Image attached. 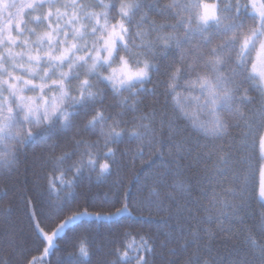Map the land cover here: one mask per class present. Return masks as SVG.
Wrapping results in <instances>:
<instances>
[{
  "label": "snow or ice",
  "instance_id": "6c2138e0",
  "mask_svg": "<svg viewBox=\"0 0 264 264\" xmlns=\"http://www.w3.org/2000/svg\"><path fill=\"white\" fill-rule=\"evenodd\" d=\"M178 123L204 141L172 146L211 163L205 201L171 162L75 193L162 158ZM0 181V264H92L86 222L98 264H264V0H0Z\"/></svg>",
  "mask_w": 264,
  "mask_h": 264
},
{
  "label": "trees",
  "instance_id": "16d2710c",
  "mask_svg": "<svg viewBox=\"0 0 264 264\" xmlns=\"http://www.w3.org/2000/svg\"><path fill=\"white\" fill-rule=\"evenodd\" d=\"M166 2V0H165ZM149 102H151V98H149ZM162 102V101H161ZM159 108V105H157ZM171 113L169 116L171 117ZM176 127L179 129L177 133L173 135V141L169 143L168 147L164 149L163 157L153 156V157H146L143 161L138 160L134 166H129L127 160H125L124 165L120 171L119 177L113 175L108 177L103 182H97L95 177L89 180L87 177L81 179L78 183V186L75 188V193L79 195L81 198H88V199H95V200H102L106 198V196H111L116 192V185L115 181H117L121 177H126L129 184H134L133 177L137 174L140 176L150 175L151 171H155L157 165H162L167 162V167L171 169L173 176L177 171L183 173L182 179L186 180L190 186L191 194H185L181 197L179 192L176 193L178 198L183 200H192V199H199L201 201H205V194L208 196L211 195V187L204 182L203 177H205L208 173L206 172V168L210 169L212 167L211 163H206L204 161H198L196 159L195 154L188 155L187 152L178 153L177 149L172 146V143H181L183 142L186 146H191L195 144L198 140L203 143L204 141L195 133H193L190 126H187L186 123H178ZM91 139H95V137H90ZM165 140H168L167 133L164 136ZM123 148L124 145H121ZM134 147V145H133ZM31 149L29 150L31 154ZM150 161H154L155 164L151 166L150 170ZM179 165V168H177ZM164 170V169H161ZM20 181L23 184H26L28 187H31V180L32 176L31 173L22 174L19 177ZM172 177H169V183L171 182ZM6 184L0 181V197L3 196V190L5 189ZM218 190V189H217ZM41 192L44 190L41 189ZM168 191H172V189H168ZM63 195V193L61 194ZM147 195V193H145ZM194 207V205H193ZM259 204L255 203L254 201H250V209L249 211H255L259 209ZM20 228L23 229V235L27 239L31 236V232L28 228V221L27 217L22 215L18 221ZM173 225L175 221H171ZM84 227H88L91 233V236L95 238L96 244L93 248V256H92V264H98V262L105 257V254L108 252L109 247L111 245L107 244V241H101V237L97 235L100 233L102 236L107 237V230L101 224H90V222H86ZM84 228H79L77 231H83ZM153 234H156L155 226L153 227ZM73 235V233L69 232L67 236L59 241L61 249L65 247L67 240ZM160 235H163V229L160 231ZM29 243L31 241L29 240ZM219 249V256L222 260H227L229 254L233 252L234 249L242 248V244L239 241L234 242L228 248L223 246L217 245ZM39 258L40 252L33 251L31 253ZM66 256V253L63 251L57 252L56 256L52 257L53 264H55L56 257ZM182 256V254H181ZM173 259H178L180 257H172Z\"/></svg>",
  "mask_w": 264,
  "mask_h": 264
}]
</instances>
